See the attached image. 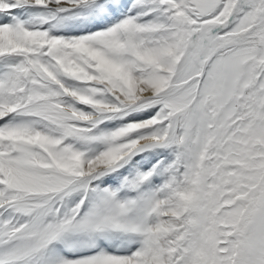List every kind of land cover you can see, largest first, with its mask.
Returning <instances> with one entry per match:
<instances>
[{
	"label": "snow or ice",
	"instance_id": "6c2138e0",
	"mask_svg": "<svg viewBox=\"0 0 264 264\" xmlns=\"http://www.w3.org/2000/svg\"><path fill=\"white\" fill-rule=\"evenodd\" d=\"M0 264H264V0H0Z\"/></svg>",
	"mask_w": 264,
	"mask_h": 264
}]
</instances>
